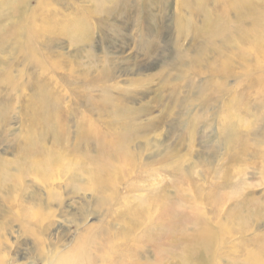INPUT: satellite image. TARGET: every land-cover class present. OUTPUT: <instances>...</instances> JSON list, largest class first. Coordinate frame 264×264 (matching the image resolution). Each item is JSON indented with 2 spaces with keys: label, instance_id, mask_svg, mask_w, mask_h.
I'll use <instances>...</instances> for the list:
<instances>
[{
  "label": "rangeland",
  "instance_id": "obj_1",
  "mask_svg": "<svg viewBox=\"0 0 264 264\" xmlns=\"http://www.w3.org/2000/svg\"><path fill=\"white\" fill-rule=\"evenodd\" d=\"M0 166L6 264H264V0H0Z\"/></svg>",
  "mask_w": 264,
  "mask_h": 264
},
{
  "label": "bare ground",
  "instance_id": "obj_2",
  "mask_svg": "<svg viewBox=\"0 0 264 264\" xmlns=\"http://www.w3.org/2000/svg\"><path fill=\"white\" fill-rule=\"evenodd\" d=\"M253 34V33H252ZM250 35V34H249ZM251 36V35H250ZM108 70V69H107ZM106 73V72H105ZM99 74V73H98ZM101 74V73H100ZM104 74V73H103ZM85 76H84V83L86 84V83H88L89 85H94V84H96V82L98 81V77L97 76H91V75H89V72H85V74H84ZM96 75V74H95ZM107 76V75H106ZM108 76H109V74H108ZM107 76V77H108ZM113 76V75H112ZM111 77V76H110ZM103 78V77H102ZM106 78V77H105ZM100 80V79H99ZM106 80V79H105ZM101 81H102V79H101ZM110 81V80H109ZM100 82V81H99ZM104 82V81H103ZM92 87V86H91ZM93 88H94V86H93ZM91 89V88H90ZM92 91V90H91ZM138 91V90H137ZM124 94V93H123ZM139 94V93H138ZM141 94V93H140ZM122 95V94H121ZM121 95H120V97H121ZM128 95H130V94H128ZM131 96H132V94H131ZM137 96V95H136ZM127 98V97H126ZM128 99V98H127ZM129 99H130V97H129ZM125 101V100H124ZM120 102V104H122L121 103V101H119ZM124 103V102H123ZM119 104V103H118ZM123 105V104H122ZM97 106V105H96ZM95 109V107L93 108V110ZM94 113V112H93ZM117 114V113H116ZM92 116V115H91ZM87 124V128L89 127L90 129L92 128V127H94V125H91V123L90 124H88V123H86ZM86 128V129H87ZM88 128V129H89ZM90 133V132H89ZM40 150V149H39ZM41 151V150H40ZM40 151H38V152H40ZM45 151V150H44ZM33 154H35V153H33ZM40 154H43L44 155V153H40ZM58 154V153H57ZM60 154V153H59ZM27 156V155H26ZM29 156V155H28ZM27 156V157H28ZM39 156H42V155H39ZM39 156H37V157H39ZM113 158H110V160L109 159H107L108 160V162L109 161H112V162H116V161H118V159L116 158V155H111ZM33 157V156H32ZM35 157H36V155H35ZM44 157H46V153H45V156ZM47 158V157H46ZM59 158V157H58ZM41 159V158H40ZM76 159H77V157H76ZM38 160H39V158H38ZM104 163V162H103ZM24 164V163H23ZM40 164V163H39ZM41 164H42V162H41ZM26 165V164H25ZM28 165V164H27ZM31 165V164H30ZM29 165V166H30ZM36 165V164H35ZM4 166H0V169H2ZM24 167V166H23ZM32 167V166H31ZM65 167V164L63 163V161L61 162V159H57L56 158V156H53V155H50L48 158H47V160L45 161V162H43V166L40 168V167H36L35 169H33V172L35 173V174H33V176H35V178H37L38 179V177H45V176H48V175H46L47 174V172H50L51 173V175H49L48 177H55L57 174H59V171H62V169ZM6 168V167H5ZM39 168L41 169L40 171H37V169L39 170ZM4 169V168H3ZM107 171V169H102V172H103V175H102V178L104 179V180H106V181H104V182H102V185L104 186V187H106V186H108V184H111L112 182H113V177H114V173L112 172V173H110V174H106V171ZM30 171H32V170H30ZM28 172V171H27ZM7 173V172H6ZM19 173V172H18ZM57 173V174H56ZM120 173H121V171H119L118 173H117V176L115 177V180H114V182H113V184L115 183V181H116V178H119V175H120ZM17 174V173H16ZM39 174H40V176H39ZM15 175V174H14ZM24 176V175H23ZM28 176H29V174H28ZM11 177V176H10ZM18 178H19V176H18ZM108 179L110 180L109 182H108ZM20 180V179H19ZM50 180V179H49ZM36 181V180H35ZM103 181V180H102ZM42 209V208H41ZM31 212H33V213H35V209H32L31 210ZM30 212V213H31ZM65 212V211H64ZM40 214H42V213H40ZM83 215H84V213H82ZM12 217H13V215H11ZM30 216H32V219L34 218V214H30ZM12 217H11V221H12ZM19 217V216H18ZM28 217V216H27ZM76 217V216H75ZM22 218H24V217H21V219ZM13 219H15L16 220V217L15 218H13ZM19 219V218H18ZM17 219V220H18ZM46 219V216L45 217H43V218H41L40 219V221L41 222H43L44 220ZM51 219V218H50ZM15 220H13V221H15ZM25 220V219H24ZM34 220V219H33ZM32 220V221H33ZM5 222H6V220H4ZM39 221V222H40ZM46 221V220H45ZM50 221V220H49ZM8 222V221H7ZM10 222V221H9ZM38 222V223H39ZM47 222H48V220H47ZM75 222H78V220H75ZM25 223V222H24ZM38 223H37V225H38ZM45 222H43V224H44ZM52 223V222H51ZM47 224V223H46ZM12 225V224H11ZM49 225V224H48ZM13 226V225H12ZM11 226V227H12ZM24 226V225H23ZM78 226V225H77ZM45 227V226H44ZM47 227V226H46ZM41 228V227H40ZM39 229V228H38ZM7 230V229H6ZM45 230V229H44ZM44 230L42 231V230H39V231H41L42 233L44 232ZM26 231H28V230H26ZM37 231V230H36ZM35 232V231H34ZM90 232H88V235H90L89 234ZM27 234V233H26ZM29 234V233H28ZM40 234V233H39ZM25 235V234H24ZM36 235V234H35ZM34 236V235H33ZM83 238V237H82ZM38 241L40 240V239H37ZM36 242V241H35ZM80 242V241H79ZM78 243V242H77ZM45 246L46 245H42V244H39V247H37V248H39V250H38V252L39 251H41L43 248H45ZM0 249H1V247H0ZM46 249V248H45ZM112 247H110L109 245H106V246H104L103 248H102V251H101V249H99L98 247H97V245H96V242L94 241V239L92 238V237H85V239H83L80 243H78L77 245H75V247L73 248V250L71 251V253L70 254H68V255H63V256H60V255H58V254H54V255H49L48 254V258L49 259H55V262L53 263V264H99V263H102V261L105 259H108L109 258V256L111 255V253H113L112 252ZM1 252V251H0ZM44 254L45 253H42L41 254V260L42 259H44V260H46L47 259V257H46V255L44 256ZM5 258H6V256H4ZM10 260V259H9ZM52 261V260H51ZM121 261V260H120ZM112 263H115V262H112ZM0 264H6L5 263V259L4 258H2V256H0ZM103 264H105V262L103 263Z\"/></svg>",
  "mask_w": 264,
  "mask_h": 264
}]
</instances>
